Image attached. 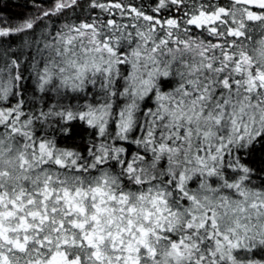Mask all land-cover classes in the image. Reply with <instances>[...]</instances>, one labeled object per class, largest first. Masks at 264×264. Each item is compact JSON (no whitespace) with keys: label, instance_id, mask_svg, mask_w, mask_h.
Returning a JSON list of instances; mask_svg holds the SVG:
<instances>
[{"label":"snow or ice","instance_id":"6c2138e0","mask_svg":"<svg viewBox=\"0 0 264 264\" xmlns=\"http://www.w3.org/2000/svg\"><path fill=\"white\" fill-rule=\"evenodd\" d=\"M0 264H264V0H0Z\"/></svg>","mask_w":264,"mask_h":264},{"label":"trees","instance_id":"16d2710c","mask_svg":"<svg viewBox=\"0 0 264 264\" xmlns=\"http://www.w3.org/2000/svg\"><path fill=\"white\" fill-rule=\"evenodd\" d=\"M14 3H18L19 0H13ZM6 12H12V13H15V12H18L19 9L18 8H15V7H11V8H6L5 9Z\"/></svg>","mask_w":264,"mask_h":264}]
</instances>
